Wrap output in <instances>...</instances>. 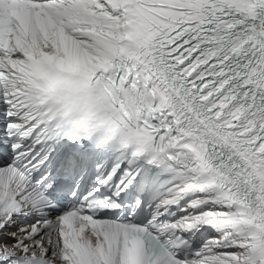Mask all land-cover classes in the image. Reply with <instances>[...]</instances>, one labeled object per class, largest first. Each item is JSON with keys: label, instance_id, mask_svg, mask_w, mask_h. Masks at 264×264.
Masks as SVG:
<instances>
[{"label": "snow or ice", "instance_id": "snow-or-ice-1", "mask_svg": "<svg viewBox=\"0 0 264 264\" xmlns=\"http://www.w3.org/2000/svg\"><path fill=\"white\" fill-rule=\"evenodd\" d=\"M0 264H264V0H0Z\"/></svg>", "mask_w": 264, "mask_h": 264}]
</instances>
